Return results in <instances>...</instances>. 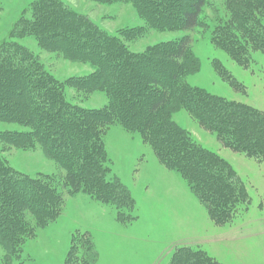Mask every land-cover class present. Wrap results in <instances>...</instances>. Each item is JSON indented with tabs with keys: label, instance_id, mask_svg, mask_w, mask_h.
Instances as JSON below:
<instances>
[{
	"label": "trees",
	"instance_id": "16d2710c",
	"mask_svg": "<svg viewBox=\"0 0 264 264\" xmlns=\"http://www.w3.org/2000/svg\"><path fill=\"white\" fill-rule=\"evenodd\" d=\"M92 1H136L141 16L150 25L177 26L183 31L199 26L205 6V0H190L184 9L176 4L173 7L180 9H172L180 14L175 20L169 16L172 21L165 16V8L175 0H153V4L147 0ZM227 8L231 20L217 28L213 42L246 68L252 51L264 52V0H228ZM26 13L12 29L9 41L0 44V122L27 127L28 131L0 134L1 144L38 145L45 157L66 172L70 190L82 186V190L108 197L116 195V190H111L113 186L106 181V156L100 135L105 128L118 124L147 137L160 162L187 183L215 224L229 222L238 205L248 203L244 185L229 163L194 142L171 122L169 112L185 110L200 126L216 134L224 147L261 163L264 114L184 84L180 74L189 54L188 38L134 54L57 0H36L29 7L30 19ZM27 30L33 35L37 31L45 34L39 39L42 48L91 64L95 71L71 85L105 93L108 105L101 110H85L67 101L63 84L15 42ZM143 69H151L153 75H146ZM219 69L218 74L232 81L223 66ZM82 127L85 129L79 140ZM50 179L38 175L37 180H31L13 172L2 157L0 145V244L6 250L4 264H20L21 246L29 233L27 214L38 226L57 214L61 197L51 191ZM119 200L131 202L127 191L120 193ZM126 205L131 207L133 203L123 207ZM169 264L219 263L198 249L179 247Z\"/></svg>",
	"mask_w": 264,
	"mask_h": 264
},
{
	"label": "rangeland",
	"instance_id": "374dc122",
	"mask_svg": "<svg viewBox=\"0 0 264 264\" xmlns=\"http://www.w3.org/2000/svg\"><path fill=\"white\" fill-rule=\"evenodd\" d=\"M35 1L0 0V44L9 41L25 11L30 19L29 7ZM57 1L134 54L188 38L189 54L182 63L181 81L264 114V52L252 51L251 62L244 68L213 42L217 28L231 20L228 0H205L199 26L188 31L177 26L155 28L143 19L136 1ZM188 1L175 0L171 7H164L165 16L178 19L180 13L173 9L179 10L180 6H173L181 4L184 9ZM28 33L15 42L63 84L67 101L85 110H101L108 105L105 93L71 85L95 71L91 64L42 48L39 39L45 34ZM220 66L232 81L218 74ZM143 70L153 75L151 69ZM169 114L171 122L194 142L229 163L244 185L248 203L238 205L229 222L215 224L187 183L160 162L147 137L118 124L105 128L100 135L106 156V181L113 186L111 190H116V195L108 197L82 190V186L70 190L66 172L45 157L38 145L0 143L2 157L13 172L31 180H37L38 175L49 176L51 191L61 197L57 214L42 226L26 215L29 233L21 246L20 264H169L179 247L198 249L219 264H264V163L224 147L216 134L200 126L185 110H170ZM84 129L78 133L79 140ZM27 131V127L0 122V134ZM122 191L128 192L131 202L119 200ZM127 203L133 205L123 207ZM5 257L6 250L0 244V264H4Z\"/></svg>",
	"mask_w": 264,
	"mask_h": 264
}]
</instances>
